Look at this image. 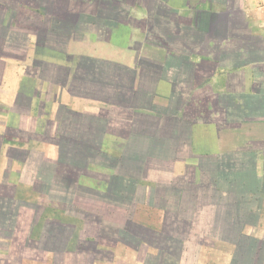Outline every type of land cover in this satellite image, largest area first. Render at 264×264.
<instances>
[{"label": "crops", "instance_id": "crops-1", "mask_svg": "<svg viewBox=\"0 0 264 264\" xmlns=\"http://www.w3.org/2000/svg\"><path fill=\"white\" fill-rule=\"evenodd\" d=\"M0 264H264V0H0Z\"/></svg>", "mask_w": 264, "mask_h": 264}]
</instances>
